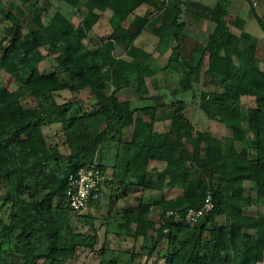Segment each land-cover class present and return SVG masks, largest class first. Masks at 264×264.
Returning a JSON list of instances; mask_svg holds the SVG:
<instances>
[{
    "label": "trees",
    "instance_id": "1",
    "mask_svg": "<svg viewBox=\"0 0 264 264\" xmlns=\"http://www.w3.org/2000/svg\"><path fill=\"white\" fill-rule=\"evenodd\" d=\"M59 1L0 0V264H21L25 257L28 264H71L79 248L95 250L96 233L71 223L77 216L93 229V216L72 212L65 197L69 174L91 164L103 174L111 170L103 190L109 206L114 197L139 192L111 232L140 238V250L121 263L118 249L105 242L98 249L102 264L109 253L110 264H138L144 250L147 260L157 253L163 264H264V61L246 19L235 17L237 31L231 29L225 18L230 0H85L74 13L87 21L72 30L59 8L46 17ZM259 1L248 2L249 16L264 32ZM141 4L157 9L145 20L155 50L161 56L170 50L161 68L137 42L145 26L128 20ZM107 10L111 30L98 37L92 25ZM202 19L209 37L184 54L186 26ZM38 31L47 37L46 54ZM116 48L125 57L116 56ZM47 60L52 69L42 71ZM158 72L165 84L178 77L180 91L166 97L167 85L154 84ZM147 79L157 95L149 94ZM8 80L17 88L3 83ZM201 82L219 87L199 91L201 110L228 131L219 138L184 116L187 96L194 99ZM83 89L94 98L89 111L56 99L61 90ZM27 96L32 101L25 104ZM242 96L255 100L245 115ZM159 121H168L166 130L155 128ZM53 127L50 134L46 128ZM207 196L212 207L188 222L187 209L201 208ZM153 207L160 209L157 224L149 218ZM248 207L256 213H246Z\"/></svg>",
    "mask_w": 264,
    "mask_h": 264
},
{
    "label": "rangeland",
    "instance_id": "2",
    "mask_svg": "<svg viewBox=\"0 0 264 264\" xmlns=\"http://www.w3.org/2000/svg\"><path fill=\"white\" fill-rule=\"evenodd\" d=\"M2 1H12L15 3H20V0H2ZM84 0H74V4H69L66 0H60L53 6H51L48 9V15L46 16L47 18L51 16L56 8H61L62 12L64 14L68 13L70 16V22H71V27L73 29H77V26L83 23V20L86 18L81 19L82 17L80 16V13H74V12H80L78 6L83 4ZM260 4V5H259ZM259 4L257 5V11L259 14L264 18V0H260ZM25 8L26 5L22 4ZM61 6V7H60ZM68 7V8H67ZM230 11L228 14L225 16L227 22L229 23V26L231 27L232 30L237 31L233 26L232 22L235 19L236 16H241L246 18V29L249 31L251 34H253L255 37L259 39V46L257 48V54L261 61H264V32L261 30L257 20L255 18H251L249 16V8H247V0H232V6H229ZM156 9L153 7L146 5V4H141L139 5L129 16L128 20L130 22H133L137 25L140 26H145L144 31L142 34L137 38L138 44L146 48L147 50L151 51L152 53V59L151 63L153 64L154 67L156 68H161L164 66L166 63L167 56L169 54V51L165 52L162 56L158 54V52L155 50V43H156V37L152 35L148 30V26L145 25V20H149L153 15L156 13ZM96 13V12H95ZM100 15V16H99ZM99 18L95 22V24L92 25L93 33L97 34L98 37L104 36L108 34L111 30L110 25L107 22V17L109 14H99ZM243 15V16H242ZM87 21V19H86ZM1 24V23H0ZM214 26V24H211V28ZM193 27L187 26L186 32H185V38H184V47H183V53L187 54L193 47L195 41H204L207 39V35L209 32V29L207 28V21L205 19H202L200 21V25L198 26V29L192 30ZM190 29V30H189ZM189 31V32H188ZM1 32V29H0ZM76 32V30H75ZM193 33V34H192ZM39 35L43 41V45L41 47V50L43 53H48V40L47 37L41 32L38 31L36 33ZM76 34L79 35L78 32ZM195 35V37L193 36ZM197 37H199L197 39ZM86 43L87 40L85 39ZM114 54L119 57H125L124 51L121 48H116L114 50ZM50 57V56H49ZM41 69L42 71H49L51 70L50 62L49 60L44 61L41 64ZM198 75L203 77L204 75V68H198L197 69ZM165 75L164 73L160 72L157 73L155 76V85L165 86L164 90L166 91L165 94L166 97L170 95V91L173 89H176L180 91V86L177 82L176 76H172V78L169 79L168 83L165 84L164 78ZM3 83L8 86L10 89H16L17 88V83L14 80H8V81H3ZM147 84L149 87V94L152 95H157L158 91L156 90L155 85L150 79H147ZM163 89V88H161ZM195 89H196V97L194 99H191L190 96H187V99L189 101V104L186 106L184 109V116L188 118L189 120L192 121V123L195 125L196 129H205L208 130L210 133L215 138H219L223 135L228 134V131L224 128L222 123L216 122L208 118V116L201 110V101H200V96H199V91L200 90H218L219 87L218 85H203L201 83L195 84ZM163 93V92H162ZM124 97L126 98H132V94L130 92H125ZM122 95V96H123ZM170 97H168L166 100H169ZM56 99L59 102H66V101H72V106H79L83 110L89 111L94 108V98L91 95L89 89H83L79 91L78 93H72L69 90H61L57 92L56 94ZM32 99L29 98L28 96L26 97L24 103L28 104L31 102ZM241 106H242V113L243 115L246 114L248 108H252L255 106V100L253 97L250 96H242L241 98ZM158 128L160 130H166L167 124L164 122L158 123ZM55 127L53 128H46V130L50 131V134H53ZM57 141H61V139H53ZM62 151L67 154L69 152L67 147H62ZM236 149L237 151L240 150V144L236 143ZM161 168V167H160ZM111 174V170H107L105 175L108 177ZM116 192V191H115ZM155 191L153 192V194ZM139 192L137 191L134 194H131L127 198H116L114 197V200L112 201V204L109 206L108 205V199H109V193L104 191L102 194L101 201L99 204H88L86 205L81 211V215H87L91 214L93 216V229L89 227L88 224L85 223V221H82L79 217L73 216L71 219V223L73 224L75 230H80L83 232H94L97 235V243L95 244V250H90L89 248H79L78 253L76 257L73 259L71 264H102L101 263V255L98 253V249L102 247V245L106 242L111 248L118 249L116 253L114 254L117 258V260L121 263H126L129 261V252L130 251H135L138 253L140 250V244L141 240L140 238L137 240H133L132 237L127 236L124 237L125 235L118 236L114 232H111L112 230H115V225L114 221H121L122 218L119 216L121 212H123L124 209H128L131 207L135 206V199L134 195H138ZM114 195V194H113ZM264 206V202H263ZM109 210V214L111 215V220L107 221L106 220V214L107 211ZM246 213L248 214H255L256 213V208L255 207H248L246 208ZM159 215H160V209L153 207L151 209L149 218L151 221L156 222V224L159 222ZM113 218H116L114 220ZM106 230L108 232H106ZM150 236L154 235V231L149 230ZM153 242V238L148 237V239L145 241L146 245L151 246ZM111 255L110 253L107 254L104 258L106 261V264H110L111 258L114 256ZM138 264H163V258L161 255H158L157 253H154L153 256L147 260L146 259V250L143 251L142 255H138L136 257V262Z\"/></svg>",
    "mask_w": 264,
    "mask_h": 264
},
{
    "label": "built area",
    "instance_id": "3",
    "mask_svg": "<svg viewBox=\"0 0 264 264\" xmlns=\"http://www.w3.org/2000/svg\"><path fill=\"white\" fill-rule=\"evenodd\" d=\"M251 5H256L259 0H247ZM106 176L94 164L83 165L75 169L68 176L66 200L69 209L77 212L89 202H97L102 198ZM212 207L210 197L207 196L201 208H188L185 219L194 223ZM170 213V212H169Z\"/></svg>",
    "mask_w": 264,
    "mask_h": 264
},
{
    "label": "crops",
    "instance_id": "4",
    "mask_svg": "<svg viewBox=\"0 0 264 264\" xmlns=\"http://www.w3.org/2000/svg\"><path fill=\"white\" fill-rule=\"evenodd\" d=\"M85 1V0H84ZM84 1L82 2V3H84ZM230 5L232 6V0H230ZM249 3H248V1H247V8H249ZM83 6V5H82ZM61 7V6H60ZM68 8V7H67ZM155 9V8H154ZM60 10L62 11V9L60 8ZM157 10V9H156ZM249 10V9H248ZM230 11V8H229V10H228V12ZM68 16H70L68 13H66ZM102 14H109L110 15V11L109 10H107V11H105V12H103ZM243 16V15H242ZM109 17V16H108ZM108 17H107V22H108ZM237 17V16H236ZM239 17H241L240 15H239ZM242 18H244V19H246L245 18V15H244V17H242ZM109 24V23H108ZM200 25V22H199V24L198 25H187V26H191V27H193L192 28V30H194V32H195V29H198V26ZM186 26V27H187ZM213 28V27H212ZM190 30V29H189ZM184 32H186V29L184 30ZM189 32V31H188ZM193 34V33H192ZM208 34H209V32H208ZM194 37H195V35H193ZM209 37V35H207V37L206 38H208ZM199 37H197V39H198ZM201 42H203V41H201ZM167 51H169V53H170V50H167ZM166 51V52H167ZM159 54V53H158ZM169 55V54H168ZM168 57V56H167ZM158 73H160V72H158ZM157 75V74H156ZM155 75V76H156ZM164 78V80H165V77H163ZM159 87V86H158ZM150 90V89H149ZM150 92V91H149ZM153 94V93H152ZM151 94V95H152ZM123 95V94H122ZM124 96V95H123ZM126 98V97H125ZM160 122H164L165 124H168V121H159V122H156L155 123V128L157 129V130H160L159 128H158V123H160ZM154 165H159V168L161 167L162 168V165H160L159 163H154ZM26 258H28V257H25V260L23 259V261L21 260L20 262H21V264H28L29 263V258H28V261H26Z\"/></svg>",
    "mask_w": 264,
    "mask_h": 264
}]
</instances>
